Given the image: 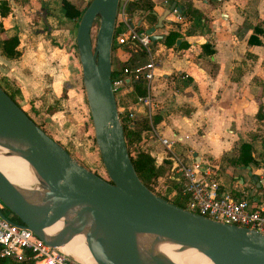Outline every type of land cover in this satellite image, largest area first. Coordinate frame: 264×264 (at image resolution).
<instances>
[{
	"label": "water",
	"instance_id": "water-1",
	"mask_svg": "<svg viewBox=\"0 0 264 264\" xmlns=\"http://www.w3.org/2000/svg\"><path fill=\"white\" fill-rule=\"evenodd\" d=\"M119 0H89L74 31L81 85L93 139L107 179L80 164L37 125L0 86V147L26 160L37 187L24 188L0 173V202L44 243L81 264H179L160 247H193L209 264H264V232L192 212L148 188L136 174L125 144L111 83V46ZM171 10V0L144 32L150 40ZM97 19L94 38L91 28ZM141 18L138 19L137 23ZM130 22V26H133ZM128 77L124 78L127 82ZM250 183L260 186L256 173ZM60 220L52 232L43 224ZM80 234L92 260L60 246Z\"/></svg>",
	"mask_w": 264,
	"mask_h": 264
},
{
	"label": "crops",
	"instance_id": "crops-1",
	"mask_svg": "<svg viewBox=\"0 0 264 264\" xmlns=\"http://www.w3.org/2000/svg\"><path fill=\"white\" fill-rule=\"evenodd\" d=\"M6 1L10 10L0 16V33L17 32L16 47L20 53L15 58L0 54L3 84L9 81L17 89L15 96L21 103L42 95L47 85L54 89L72 85L82 89L80 66L72 47L69 46L67 52L62 45H51V63L41 71L38 62L30 61L40 58L37 45L33 49L28 44L21 46L19 29L14 26L21 25L26 14L35 11L38 4L36 6L32 0ZM127 1L119 0V17L115 21L122 30L126 27L120 21V10L129 26L131 22L136 30L141 28L137 31H144L155 23H147L146 11L142 14L124 12ZM150 1L156 21V14L171 0ZM175 2L181 10H171L165 15L167 20L153 31L163 36L150 40L145 55H139L142 46L137 42L122 45L125 52L117 50L120 59L132 56L136 64L147 61L153 64V76L147 89L150 96L147 117L154 122L148 130L142 131L136 147L147 151L155 164L168 170L169 178L179 182L178 174L171 170V155L183 158L186 163L193 159L208 160L216 167L215 178L220 191L233 197L245 196L255 203L264 194V114L258 119L255 116L264 109V31L258 35L259 44H248L247 37L255 24L264 28V0ZM187 7L198 15L186 16ZM51 10L45 7V12ZM169 30L177 35L167 46L163 38ZM54 68L61 71L58 79H51L50 69ZM146 111L147 107L141 103L133 106L134 116L146 115ZM173 134L180 139L165 148L159 138H171ZM248 171L256 173L263 181L260 186L250 183Z\"/></svg>",
	"mask_w": 264,
	"mask_h": 264
},
{
	"label": "rangeland",
	"instance_id": "rangeland-1",
	"mask_svg": "<svg viewBox=\"0 0 264 264\" xmlns=\"http://www.w3.org/2000/svg\"><path fill=\"white\" fill-rule=\"evenodd\" d=\"M32 1L36 6L38 4L36 10H31L30 14L27 13L26 18L21 22V25H15L14 27L16 28L17 26L19 29L21 46L28 44L31 49H33L34 46L37 45L40 52V58L38 60L31 58L30 61H32V63L34 62V64L38 62L41 71H44L51 63L49 58V47L51 45H62L67 52H69L70 47H72L74 55H76L74 44L75 28H73V25L75 26L76 24H72V21L61 16L59 0ZM76 1L79 2V4H82L85 0ZM45 7L52 8V10L50 12H45ZM119 7L120 3L117 8V21L119 17ZM116 24L117 28L122 30L118 25L119 23L116 22ZM96 25L97 19H95L91 28L92 39L94 38ZM140 29L141 28H137V30ZM118 48L121 49L120 45L116 43L114 38L111 46V67H117L120 61L123 60L118 56ZM122 51L125 52L123 48ZM135 60L136 59L133 58L134 63L136 62ZM50 70L51 79H58L61 71L56 68ZM117 76H122V74H118ZM70 78L72 77L70 76ZM3 82L4 81L0 78L1 85ZM128 90L127 86L123 85L116 91L117 93L115 95L117 96L119 103L117 110H122L125 106L127 107L132 103L130 102L131 98H128L130 96H126L125 94ZM15 99L29 113L32 119L36 121V123H40L43 129L67 149L68 153L71 154L80 164L100 176H106L95 143L92 141V126L83 89L74 85L66 89L61 87H55L54 89L50 85H47L45 92L37 98L22 103L17 96H15ZM130 151H134L132 145L130 146ZM161 173L162 174L158 180V188L170 184L168 170L164 168ZM167 188H165L166 191L169 190ZM2 212L7 218L13 221L12 213L8 209L2 207Z\"/></svg>",
	"mask_w": 264,
	"mask_h": 264
},
{
	"label": "built area",
	"instance_id": "built-area-1",
	"mask_svg": "<svg viewBox=\"0 0 264 264\" xmlns=\"http://www.w3.org/2000/svg\"><path fill=\"white\" fill-rule=\"evenodd\" d=\"M178 14V13H177ZM120 21L126 29L117 33L115 41L117 44L137 42L144 49L150 42L148 34L137 31L129 26L125 15L120 10ZM153 64L147 61L142 65L125 69L126 76L130 74L143 79L146 93L137 96L136 101L129 104V117H134V104L141 103L147 107L145 113L149 115L150 96L147 93L149 81L153 76ZM124 76H114L111 83L114 91L124 85ZM180 136L173 134L171 138L160 137L159 142L169 148L172 143L178 141ZM171 170L178 174L180 179V191L184 195V208L204 215L214 220L232 223L238 226L254 228L264 232V194L259 201L252 203L247 197H233L218 189L216 181V167L208 160H191L186 163L183 158L171 155ZM0 208L2 204L0 202ZM28 253L32 264H81L68 258L56 248L44 243L36 237L28 228L9 222L0 216V255H11L17 258Z\"/></svg>",
	"mask_w": 264,
	"mask_h": 264
},
{
	"label": "trees",
	"instance_id": "trees-1",
	"mask_svg": "<svg viewBox=\"0 0 264 264\" xmlns=\"http://www.w3.org/2000/svg\"><path fill=\"white\" fill-rule=\"evenodd\" d=\"M59 1L61 8V16L65 19L72 21V24H76L83 9L85 8L89 0H85L84 2H82V4H79V2H77L76 0H59ZM152 6L153 4L150 0H128L124 6V12H126L127 14H132V13L142 14L143 12L146 11L144 18L147 21V23L152 24L155 22V14L152 11ZM9 10L10 7L8 2L6 0H0V16H5L9 12ZM185 15L197 16L198 14L195 13V10L193 8L187 7V9H185ZM73 28H75L74 25ZM120 31L121 30L117 28V24L115 23L113 39ZM263 31L264 28L262 26L255 24L252 28L251 33L247 37V43L259 44L260 38L258 35L262 34ZM176 35H177L176 32L169 30L164 35L163 43L167 46L172 44ZM17 44H18L17 32H12L10 34H4V35L0 33V54L4 55L7 58L17 57L20 53L16 47ZM122 45L124 44L120 45L121 49H122ZM138 53L140 56H143L145 55L146 52L145 49L142 47ZM138 64L142 65L141 63ZM138 64L133 62L132 56H128V59L120 61L117 67L114 66L111 67V78L117 76L118 74H122V76L124 75L126 76L125 74L126 72H124V70L132 69L133 67L138 66ZM129 84L131 85V88L128 91H126L125 94L126 96L127 95L130 96L128 98H131L130 102L133 103L136 101L137 96H142L146 93V87L144 85L143 79L139 77H135L133 76V74H130L129 80L124 83L125 86ZM0 86L17 103L14 97L15 93L17 92V89L13 88V86L10 85L9 82H5V84L2 85L0 84ZM116 93L117 92L115 91V94ZM115 97H116V105L119 107L118 98L116 95ZM22 109L27 114V116H29L32 119L29 113L24 108ZM128 114H129V110L127 109L126 106L122 110H118V115L122 124L125 144L136 174L148 188H150L160 196L166 198L167 200L172 201L176 205L183 207L184 195L181 194L179 181L175 180L174 178H169L168 176L170 184L158 188L157 187L159 185L158 180L162 174L161 172L164 169V167H162V165L160 164H155L154 158L147 151L137 149L136 147L137 141L141 138L142 131L148 130L152 122H154V120L152 118L150 119L149 117H147V115L134 116L129 118ZM263 114H264V109L259 110L255 116L258 119L261 118ZM34 122L36 123V121ZM36 124L43 129L40 123H36ZM43 130L45 131V129ZM92 141H94L93 136H92ZM131 145L133 146V150H134L133 152L130 151ZM65 150L67 151V149ZM246 157L249 158L248 155ZM246 157L244 160H246ZM102 177L107 179L106 176H102ZM165 188L169 190L166 191ZM12 219L14 222H20L19 219L13 214H12ZM0 264H32V261L29 258L28 253L25 252L24 256L20 258L11 255H0Z\"/></svg>",
	"mask_w": 264,
	"mask_h": 264
},
{
	"label": "bare ground",
	"instance_id": "bare-ground-1",
	"mask_svg": "<svg viewBox=\"0 0 264 264\" xmlns=\"http://www.w3.org/2000/svg\"><path fill=\"white\" fill-rule=\"evenodd\" d=\"M5 150L0 147V173L10 182L24 188L37 187L33 172L26 160L17 155H3ZM60 220H52L43 224V229L47 232L60 227ZM177 245H163L160 248L175 262L179 264H209L208 258L193 247L176 250ZM62 250L73 254L85 261H91V254L83 242L80 234L72 236L66 243L60 246Z\"/></svg>",
	"mask_w": 264,
	"mask_h": 264
}]
</instances>
